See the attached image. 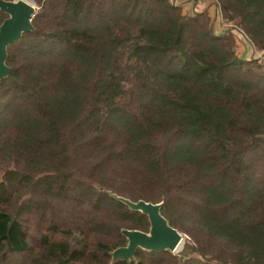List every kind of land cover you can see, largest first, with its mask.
<instances>
[{
	"label": "trees",
	"instance_id": "obj_1",
	"mask_svg": "<svg viewBox=\"0 0 264 264\" xmlns=\"http://www.w3.org/2000/svg\"><path fill=\"white\" fill-rule=\"evenodd\" d=\"M208 1L34 0L0 80V264H110L149 222L108 192L191 241L114 264H264V66ZM214 1L264 53V0Z\"/></svg>",
	"mask_w": 264,
	"mask_h": 264
},
{
	"label": "water",
	"instance_id": "obj_2",
	"mask_svg": "<svg viewBox=\"0 0 264 264\" xmlns=\"http://www.w3.org/2000/svg\"><path fill=\"white\" fill-rule=\"evenodd\" d=\"M0 12L7 15L0 25V80H2L9 73V67L6 65L7 48L18 42L24 33L33 31L32 19L37 12L33 5L24 0H0ZM108 193L131 211L145 215L149 222L148 232L121 230V234L127 242L125 246L118 247L110 253V264L119 260H133L137 249L175 253L184 240V234L171 227L162 216L160 212L162 203L154 204L143 200L134 202L111 192Z\"/></svg>",
	"mask_w": 264,
	"mask_h": 264
},
{
	"label": "rangeland",
	"instance_id": "obj_3",
	"mask_svg": "<svg viewBox=\"0 0 264 264\" xmlns=\"http://www.w3.org/2000/svg\"><path fill=\"white\" fill-rule=\"evenodd\" d=\"M27 1L30 2L34 6L36 12L39 10V7L36 5V3L34 2V0H27ZM211 1H214V0H210V2L208 1V3H207L208 5L207 6H201V7H206V11L209 13L210 20H211V23H212V21L216 22V12H214V8L211 9V7H210L213 3H215V1L214 2H211ZM180 2H182L183 4H188L190 7L193 8V10H196V8L198 6L196 0H193V1L192 0H180ZM185 11H187V10H185ZM221 19H222V21L220 22V27L221 28L219 27L221 31H224L225 29H231L232 32H233L234 37H237V36L240 35L242 37V39H246L245 36H244L245 33L244 32H243L244 34L241 33L240 30H239L240 28L236 24H233L230 21H226L225 19L222 18V16H221ZM213 28H215V27H213ZM215 30L219 31L218 27L215 28ZM258 53H261V52L259 51ZM182 234H184V233H182ZM187 242L188 243L191 242L190 241V238H188V236H186L184 234V240H183L182 246L180 247V249L178 248L173 255L182 256L184 245Z\"/></svg>",
	"mask_w": 264,
	"mask_h": 264
},
{
	"label": "crops",
	"instance_id": "obj_4",
	"mask_svg": "<svg viewBox=\"0 0 264 264\" xmlns=\"http://www.w3.org/2000/svg\"><path fill=\"white\" fill-rule=\"evenodd\" d=\"M210 7H211V9L214 8V12H216V22L212 21V25L215 28L218 27L219 31H217V30L216 31L218 33H221L220 22L222 21V19H221L220 12L217 9L215 4L214 5L212 4ZM183 8H184V10H187V11H191L193 9L188 4H184ZM198 8H200V7H198ZM234 38L236 40L237 51H238V55H239L240 58H243V59H249V58H252V57H256L257 58L259 51L248 43L249 39H242L241 36H237V37H234Z\"/></svg>",
	"mask_w": 264,
	"mask_h": 264
},
{
	"label": "built area",
	"instance_id": "obj_5",
	"mask_svg": "<svg viewBox=\"0 0 264 264\" xmlns=\"http://www.w3.org/2000/svg\"><path fill=\"white\" fill-rule=\"evenodd\" d=\"M239 30H240L241 33H243V31L241 29H239ZM244 36H245L246 39H248L247 35L244 34ZM257 60H258L259 64L264 66V53H258Z\"/></svg>",
	"mask_w": 264,
	"mask_h": 264
},
{
	"label": "bare ground",
	"instance_id": "obj_6",
	"mask_svg": "<svg viewBox=\"0 0 264 264\" xmlns=\"http://www.w3.org/2000/svg\"><path fill=\"white\" fill-rule=\"evenodd\" d=\"M24 1L28 2L27 0H24ZM28 3H30V2H28ZM30 4H31V3H30ZM31 5H32V4H31ZM182 244H183V241H182V243L180 244V246L178 247L179 249H180V247L182 246ZM178 248H177V249H178ZM177 249H176V250H177ZM175 252H176V251H175Z\"/></svg>",
	"mask_w": 264,
	"mask_h": 264
}]
</instances>
